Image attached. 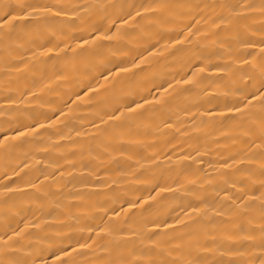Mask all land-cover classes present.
Masks as SVG:
<instances>
[{
    "label": "bare ground",
    "instance_id": "obj_1",
    "mask_svg": "<svg viewBox=\"0 0 264 264\" xmlns=\"http://www.w3.org/2000/svg\"><path fill=\"white\" fill-rule=\"evenodd\" d=\"M0 264H264V0H0Z\"/></svg>",
    "mask_w": 264,
    "mask_h": 264
}]
</instances>
